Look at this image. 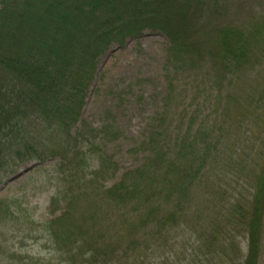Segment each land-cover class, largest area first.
I'll list each match as a JSON object with an SVG mask.
<instances>
[{
  "label": "rangeland",
  "instance_id": "1",
  "mask_svg": "<svg viewBox=\"0 0 264 264\" xmlns=\"http://www.w3.org/2000/svg\"><path fill=\"white\" fill-rule=\"evenodd\" d=\"M208 2L199 6L202 20L189 39L197 51L184 62H171V42L160 31L113 44L97 60L81 117L59 156L4 171L0 264H93L90 258L108 250L115 264L245 263L247 235L231 234L229 221L253 203L264 164V0ZM226 31L247 52L228 67L212 61L215 40ZM157 127V142L178 156L190 134L200 150L193 164L200 174L184 180L167 204L157 201L159 218L175 211L164 227L140 224L145 209L108 195L126 173L149 163L147 144ZM178 215L187 219L182 228L171 223ZM59 219L72 224L78 244L58 232ZM261 242L258 264H264V218Z\"/></svg>",
  "mask_w": 264,
  "mask_h": 264
},
{
  "label": "trees",
  "instance_id": "2",
  "mask_svg": "<svg viewBox=\"0 0 264 264\" xmlns=\"http://www.w3.org/2000/svg\"><path fill=\"white\" fill-rule=\"evenodd\" d=\"M211 3L208 0H0V183L10 166L45 162L59 156L64 148L62 144L70 139L71 128L81 117L97 60L113 44L124 45L127 38L138 37L145 30L160 31L171 42V62H184L198 48L189 39L194 35L195 21L202 20L199 6L208 8ZM230 36L226 31L223 40H215L219 47L212 61L225 63V67L237 65L247 55L245 46L232 43ZM153 130V138L147 144L151 148L146 161L149 163L126 173L108 195L118 204L129 200L136 209H145L140 224L154 221L158 227H164L174 219L175 211L159 218L160 201L164 199L167 204L175 193H180L184 180L191 181L200 174V167L193 169L200 150L195 148L197 143L190 134L179 145L178 156L176 150L157 142L160 128ZM202 144L207 150L210 148L209 140ZM204 156L202 151L203 163ZM105 162L102 160L99 171L102 172ZM165 164H168L166 170ZM158 173L162 174L159 180ZM254 182L257 188L253 203L248 209L240 208L235 219L229 221L231 234L242 229L247 235L244 264H258L261 254L264 164ZM154 203L156 206L151 208ZM176 210L181 211L180 204ZM180 216L171 223L182 228L187 219L182 221ZM88 219L93 221V217ZM65 221L68 220L54 221L61 224L58 232L69 233L72 243L78 244L79 237L72 224L66 227ZM118 244L114 243L113 248L117 249ZM110 253L108 250L103 258L94 256L89 260L93 264H115L109 261L113 256Z\"/></svg>",
  "mask_w": 264,
  "mask_h": 264
}]
</instances>
